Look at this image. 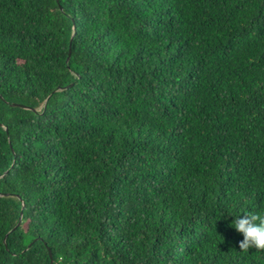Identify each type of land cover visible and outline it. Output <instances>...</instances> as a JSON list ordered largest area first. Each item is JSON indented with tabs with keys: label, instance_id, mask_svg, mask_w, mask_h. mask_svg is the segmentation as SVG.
<instances>
[{
	"label": "trees",
	"instance_id": "16d2710c",
	"mask_svg": "<svg viewBox=\"0 0 264 264\" xmlns=\"http://www.w3.org/2000/svg\"><path fill=\"white\" fill-rule=\"evenodd\" d=\"M254 213L264 0H0V264H264Z\"/></svg>",
	"mask_w": 264,
	"mask_h": 264
},
{
	"label": "clouds",
	"instance_id": "9594fccd",
	"mask_svg": "<svg viewBox=\"0 0 264 264\" xmlns=\"http://www.w3.org/2000/svg\"><path fill=\"white\" fill-rule=\"evenodd\" d=\"M233 227L243 234L239 242V250L248 252L250 248L264 250V214H245L243 218L237 217Z\"/></svg>",
	"mask_w": 264,
	"mask_h": 264
},
{
	"label": "water",
	"instance_id": "95a60500",
	"mask_svg": "<svg viewBox=\"0 0 264 264\" xmlns=\"http://www.w3.org/2000/svg\"><path fill=\"white\" fill-rule=\"evenodd\" d=\"M69 53H70V50H68V56H69ZM49 257H50V262H49V264H52V256L49 254Z\"/></svg>",
	"mask_w": 264,
	"mask_h": 264
}]
</instances>
